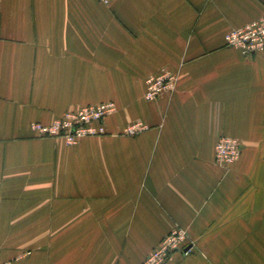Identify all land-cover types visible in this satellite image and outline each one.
Wrapping results in <instances>:
<instances>
[{"label":"crops","instance_id":"crops-1","mask_svg":"<svg viewBox=\"0 0 264 264\" xmlns=\"http://www.w3.org/2000/svg\"><path fill=\"white\" fill-rule=\"evenodd\" d=\"M0 264H142L173 229L166 264H264V53L226 46L264 0H0ZM167 70L175 91L144 99ZM113 102L107 134L40 138ZM136 123V135L124 130ZM240 159L215 165L220 137Z\"/></svg>","mask_w":264,"mask_h":264},{"label":"built area","instance_id":"built-area-1","mask_svg":"<svg viewBox=\"0 0 264 264\" xmlns=\"http://www.w3.org/2000/svg\"><path fill=\"white\" fill-rule=\"evenodd\" d=\"M113 1L100 0L106 6ZM225 43L227 47L237 49L247 57L264 53V17L231 30L225 36ZM176 82V75L167 70L149 76L145 82L144 99L154 102L164 94L174 92ZM115 112L116 106L113 102L85 105L64 112L61 117L49 125L33 123L31 130L40 138H61L67 145L72 146L84 138L106 135L105 120ZM145 129L144 124L136 123L127 127L123 134L133 136ZM242 152L243 145L239 140L222 136L216 145L215 165L228 170L240 159ZM191 251L186 230L175 228L161 240L142 264H166L171 262L175 255L186 256Z\"/></svg>","mask_w":264,"mask_h":264}]
</instances>
